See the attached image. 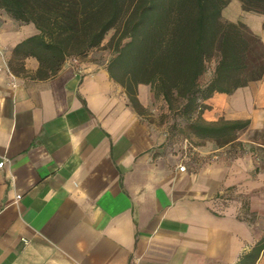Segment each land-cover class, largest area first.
<instances>
[{"label":"crops","instance_id":"obj_1","mask_svg":"<svg viewBox=\"0 0 264 264\" xmlns=\"http://www.w3.org/2000/svg\"><path fill=\"white\" fill-rule=\"evenodd\" d=\"M222 17L264 41V13L230 0ZM35 32L0 19V264H231L264 237V140L248 134L264 76L207 100L208 118L250 120L233 142L171 143L148 84L137 110L98 47L36 76L13 56Z\"/></svg>","mask_w":264,"mask_h":264},{"label":"trees","instance_id":"obj_2","mask_svg":"<svg viewBox=\"0 0 264 264\" xmlns=\"http://www.w3.org/2000/svg\"><path fill=\"white\" fill-rule=\"evenodd\" d=\"M229 1L0 0V9L36 27L15 45L13 56L36 57L40 78L57 74L67 58H81L102 45L113 28L106 67L130 103L140 110L138 84H148L171 113L169 137L185 131L184 138L193 135L222 146L250 120L208 118L207 100L264 76V41L245 22L222 17ZM239 1L246 11L264 13V0ZM212 60L211 74L203 80ZM262 249L264 237L231 264H254Z\"/></svg>","mask_w":264,"mask_h":264},{"label":"rangeland","instance_id":"obj_3","mask_svg":"<svg viewBox=\"0 0 264 264\" xmlns=\"http://www.w3.org/2000/svg\"><path fill=\"white\" fill-rule=\"evenodd\" d=\"M6 16H8V14H6L2 9H0V19L4 18ZM17 24H23V23L20 22V21H17ZM113 32H114V29L113 28L110 29L107 32V34H106V36H105V38H104V40L102 42L103 44L100 45L97 48V51L100 52L101 56H104V55L111 56L112 53H111V49L108 47V41H109V38H110V36L112 35ZM213 67H214V61L212 60L209 63L208 71L203 76V80H206L210 76ZM150 91H151V89H150ZM152 97H153V105H155L156 108H157L156 112L153 113L154 115H152V118L157 119L159 122H165L166 126H167V132H168V126L173 120L172 116H171V113L168 111L167 108H166V111H164L165 105H164V101H163L161 96L152 94ZM185 134H187V132L184 131L182 133L179 130H176L175 133L172 136H170V137L168 136L169 137V141L171 143L172 142H176V141H180L181 139L184 138L183 136H185ZM248 134H249L250 139L257 140V141L264 140V129H262V130H250V131H248ZM189 140L192 141V142H204V140L201 141L200 139L194 137L193 135L189 136ZM250 144H251L250 148H252V149L261 148L259 145L255 144V143H250Z\"/></svg>","mask_w":264,"mask_h":264},{"label":"built area","instance_id":"obj_4","mask_svg":"<svg viewBox=\"0 0 264 264\" xmlns=\"http://www.w3.org/2000/svg\"><path fill=\"white\" fill-rule=\"evenodd\" d=\"M3 163H4V160L0 161V166H2ZM178 168H179L180 170H185V169H186V165H185V163H184V162H183V163H180V164L178 165ZM23 240L26 241L25 238H23Z\"/></svg>","mask_w":264,"mask_h":264}]
</instances>
